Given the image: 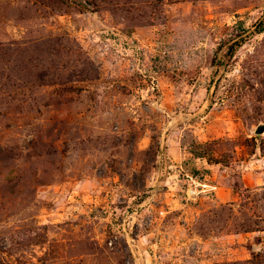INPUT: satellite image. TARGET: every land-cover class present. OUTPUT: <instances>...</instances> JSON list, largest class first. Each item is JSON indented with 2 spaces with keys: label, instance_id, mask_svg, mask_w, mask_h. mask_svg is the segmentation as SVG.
<instances>
[{
  "label": "rangeland",
  "instance_id": "374dc122",
  "mask_svg": "<svg viewBox=\"0 0 264 264\" xmlns=\"http://www.w3.org/2000/svg\"><path fill=\"white\" fill-rule=\"evenodd\" d=\"M258 126L264 0H0V264H264Z\"/></svg>",
  "mask_w": 264,
  "mask_h": 264
},
{
  "label": "trees",
  "instance_id": "16d2710c",
  "mask_svg": "<svg viewBox=\"0 0 264 264\" xmlns=\"http://www.w3.org/2000/svg\"><path fill=\"white\" fill-rule=\"evenodd\" d=\"M257 29L260 30L262 28V23L259 22L257 25H256ZM235 43L231 44L228 48V53L231 54L232 53V50H233V47H234ZM237 45V44H236Z\"/></svg>",
  "mask_w": 264,
  "mask_h": 264
},
{
  "label": "water",
  "instance_id": "95a60500",
  "mask_svg": "<svg viewBox=\"0 0 264 264\" xmlns=\"http://www.w3.org/2000/svg\"><path fill=\"white\" fill-rule=\"evenodd\" d=\"M264 131V126H258L255 130L256 133H262Z\"/></svg>",
  "mask_w": 264,
  "mask_h": 264
}]
</instances>
